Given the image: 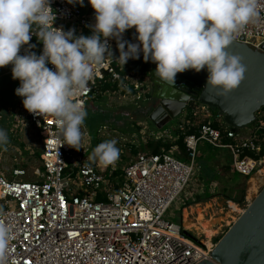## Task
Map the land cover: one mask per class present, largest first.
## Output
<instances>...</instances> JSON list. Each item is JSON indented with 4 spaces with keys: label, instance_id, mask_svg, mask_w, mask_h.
Listing matches in <instances>:
<instances>
[{
    "label": "built area",
    "instance_id": "obj_1",
    "mask_svg": "<svg viewBox=\"0 0 264 264\" xmlns=\"http://www.w3.org/2000/svg\"><path fill=\"white\" fill-rule=\"evenodd\" d=\"M258 3V20L248 24L234 42L257 48L264 44V0ZM51 6L57 14L54 27L65 32L75 29L76 36L92 34L95 11L88 0H84L83 6L51 0ZM136 35L130 29L123 39L137 43ZM108 43L114 58L107 56L77 99L87 110L95 97L106 100L131 97L139 110L146 109L153 101V63L145 62L141 52L139 60L130 59L123 65L116 61L120 55L116 40L110 39ZM29 45L35 47L25 46L20 55L42 54L43 44L36 36ZM47 66L55 71L53 65ZM103 85L111 88L103 90ZM193 105L194 122L200 114H206L202 124L186 122L184 112L183 120L166 126L163 135L144 125L145 131L156 141L167 137L173 142L178 140L174 131L183 130L185 124L197 127L198 134L188 135L184 140L187 161L177 158L174 150L162 154L140 152L123 167H118L116 161L103 166L88 159L92 155V138L84 129L81 149L77 151L63 144L54 120L29 113L23 102L15 107L13 114L17 116L12 130L32 127L39 133L42 147L41 167L34 172L35 181L0 176V208L5 213L0 219L12 229L8 264H200L212 261L216 245L188 237L185 227L171 220L169 211L173 206L185 208L200 196L212 197L218 189L217 182H208L199 176L198 160L206 145L231 153L233 161L229 167L233 174L247 178L261 174L264 157L256 160L243 154L260 155L264 139L258 132L264 125L258 126L250 137H240L239 131L224 122L220 129L205 124L212 118L211 109L198 102ZM214 174L221 177L222 171L214 169ZM13 176L20 178L26 176V172L18 167Z\"/></svg>",
    "mask_w": 264,
    "mask_h": 264
},
{
    "label": "clouds",
    "instance_id": "obj_2",
    "mask_svg": "<svg viewBox=\"0 0 264 264\" xmlns=\"http://www.w3.org/2000/svg\"><path fill=\"white\" fill-rule=\"evenodd\" d=\"M80 4L84 0H66ZM95 11L90 36H76L54 27L57 14L51 0H0V68L12 65V78L20 86L15 94L24 108L55 121L63 144L79 151L82 126L87 118L77 97L87 88L107 56H113L109 40L119 49L117 62L130 59L156 64L155 78L174 87L178 73L206 69L204 89L230 94L238 89L247 71L243 58L229 49L248 24L259 18L258 0H88ZM136 30L137 43L123 39ZM36 36L43 44L41 55H20ZM54 66L55 71L47 65ZM8 135L0 129V146ZM119 156L116 141L99 143L88 159L113 164ZM5 215L0 208V216ZM12 229L0 219V264H8Z\"/></svg>",
    "mask_w": 264,
    "mask_h": 264
},
{
    "label": "rangeland",
    "instance_id": "obj_3",
    "mask_svg": "<svg viewBox=\"0 0 264 264\" xmlns=\"http://www.w3.org/2000/svg\"><path fill=\"white\" fill-rule=\"evenodd\" d=\"M3 74L0 79V87L5 90L0 92V99L5 102H15V105L21 104V97L15 94L20 82L13 80L12 70L3 72ZM108 99L97 97L93 100V103L89 104L86 110L87 118L82 130L84 129L92 138L91 154L99 143L110 140L116 141L119 156L115 163L118 167H123L136 159L140 152L151 153L152 149L148 146V143L155 142V139L145 131L146 126L144 125L147 124L149 130L151 129V131L153 130V132L158 134L163 135L165 132L163 133V130L154 128L152 123L149 122V110H147L149 107L139 110L131 97H113ZM205 115L200 114L198 119L195 120L196 126L206 120ZM16 116L17 113L11 117L12 129V121ZM182 117L175 119L168 125H176V123H179L180 118L183 120ZM218 119L219 123L222 124L223 118L219 117ZM257 119L256 121L260 123L258 126L264 125V111L257 115ZM1 126L6 127L7 125L2 121L0 123ZM258 126L249 125L241 129L238 132L239 136L250 137ZM104 127H107V129L102 130ZM5 131L8 135V143L0 146V176L3 175L9 180L35 181L34 172L41 167L42 139L39 133L30 126L13 130L12 132L7 128ZM99 131L101 132L99 133ZM142 131H145L146 134L142 133ZM165 140L173 142L171 138L166 137ZM133 149L137 150L138 154H134ZM198 161L201 165L200 178L206 179L204 174L210 171L212 174L207 178L209 182H217L219 185L218 189L212 197L205 198L200 196L202 200L198 202L197 198L191 205H187L186 210L173 206L169 211V215L173 222L188 226L186 224L187 221L195 222L198 212L203 211L205 221H213L212 230L214 229L213 231L217 233L204 239L203 235L202 238L198 237L199 234L201 235L199 230H190L186 227L185 229L195 239H201L207 243L217 245L244 211L247 210L253 200L262 192L264 188V159L261 168L263 172L248 178L233 174L230 168L225 170L233 161L231 153L226 149H216L214 152L202 151ZM18 167L25 170L26 176L20 178L13 176L14 170L18 169ZM214 169L217 171L221 170L222 176L218 177L215 175ZM205 171L208 172L204 173ZM185 212L189 214L187 218H185Z\"/></svg>",
    "mask_w": 264,
    "mask_h": 264
},
{
    "label": "water",
    "instance_id": "obj_4",
    "mask_svg": "<svg viewBox=\"0 0 264 264\" xmlns=\"http://www.w3.org/2000/svg\"><path fill=\"white\" fill-rule=\"evenodd\" d=\"M136 32V30L133 28ZM229 51L243 58L247 68L245 79L238 89L220 95L217 90L204 89L208 77L206 69L197 73L188 70L178 73L174 87L162 84L155 78L156 64L151 67L152 100L148 119L158 130L183 115L193 103L205 105L215 117L234 131L252 125L264 108V44L257 48L250 44L234 42ZM12 70V65L0 68ZM186 235L194 239L191 233ZM200 264H264V188L217 243L212 261Z\"/></svg>",
    "mask_w": 264,
    "mask_h": 264
},
{
    "label": "trees",
    "instance_id": "obj_5",
    "mask_svg": "<svg viewBox=\"0 0 264 264\" xmlns=\"http://www.w3.org/2000/svg\"><path fill=\"white\" fill-rule=\"evenodd\" d=\"M104 86V87H103ZM101 88L103 90L109 89L111 88L110 85H103ZM193 103H191L188 107L187 110L185 111V120L186 122H189L190 124L194 123V119H193V114H192V109H193ZM261 111H264V108L261 109ZM260 111V112H261ZM212 112V118L210 120H207L205 122V124H209L210 126L220 129V123H219V117H215L214 116V111L211 109ZM182 117V116H180ZM181 119V118H180ZM258 120V119H257ZM150 122V121H149ZM151 123V122H150ZM260 123L259 122H255L254 124H252V126H258ZM153 125V124H152ZM168 127V126H167ZM167 127H165L164 129H166ZM155 128V127H154ZM192 134H198V130L197 127H193V126H188L185 124L184 129L180 130L178 129V131H174V136L178 137V140L175 142H170V141H166L165 139H160V140H155V142H149L148 146L152 149L151 153L152 154H162V153H167L171 150H174V154L177 158H179L180 160L183 161H187V152H186V146L184 143L185 138L188 135H192ZM259 136L264 139V129H261L258 132ZM264 145V144H263ZM202 151H209V152H214L216 151V149H214L213 147L206 145ZM133 153L134 154H138V151L133 149ZM243 156H249L251 158H254L256 160H259L260 158L264 157V149H262L260 155H255L254 153H250V152H245L243 154ZM229 166L225 168V170H229ZM208 171H205L204 173H206ZM211 172L209 171L208 173L204 174V177L206 178V180L209 182L208 178L209 176H211ZM210 196L207 195L205 198H209ZM202 199H200V197L198 198V202L201 201ZM192 202H189L188 206L191 205Z\"/></svg>",
    "mask_w": 264,
    "mask_h": 264
},
{
    "label": "crops",
    "instance_id": "obj_6",
    "mask_svg": "<svg viewBox=\"0 0 264 264\" xmlns=\"http://www.w3.org/2000/svg\"><path fill=\"white\" fill-rule=\"evenodd\" d=\"M3 70H1L0 71V79H1V77L4 75L3 74ZM2 90H5V89H3L2 87H0V92L2 91ZM97 97H95L93 100H95ZM21 100H20V102L22 103V98H20ZM93 100L90 102V104L91 103H93ZM18 105L16 104L15 105V102H5V101H2L1 99H0V123L3 121V123L5 124V125H7L6 127H0V129H9V131H13L12 130V128H11V117H12V115H13V109L15 108V107H17ZM89 106V105H88ZM147 108H148V106H147ZM88 109V108H87ZM93 109H95V108H93ZM13 122V121H12ZM29 127V126H28ZM26 128V127H25ZM187 207V206H186ZM185 207V208H186ZM185 208H181V210H184ZM186 210V209H185Z\"/></svg>",
    "mask_w": 264,
    "mask_h": 264
},
{
    "label": "bare ground",
    "instance_id": "obj_7",
    "mask_svg": "<svg viewBox=\"0 0 264 264\" xmlns=\"http://www.w3.org/2000/svg\"><path fill=\"white\" fill-rule=\"evenodd\" d=\"M263 172V171H262ZM261 172V173H262ZM260 173V172H259ZM257 196V195H256ZM247 200V199H246ZM199 205V204H198ZM203 208H204V206H203ZM236 211V210H235ZM191 212V211H190ZM204 212L203 211H199L198 212V215H197V217L198 216H200L201 218H202V221H200L199 223H191V221H187V225L188 226H184V227H186L187 229H190V230H192V229H197V230H199L200 232H201V235L199 234L198 235V237L199 238H202V235L204 236V239H206V238H209V237H211L213 234H216L213 230H212V227H213V225H214V222L213 221H210V222H207V221H205V218H204V214H203ZM188 212H185V218H187L188 217ZM191 216V215H190ZM184 218V217H183ZM199 219V218H198ZM183 221H184V219H183ZM185 224V225H186ZM195 225V226H194ZM209 244V243H208Z\"/></svg>",
    "mask_w": 264,
    "mask_h": 264
},
{
    "label": "flooded vegetation",
    "instance_id": "obj_8",
    "mask_svg": "<svg viewBox=\"0 0 264 264\" xmlns=\"http://www.w3.org/2000/svg\"><path fill=\"white\" fill-rule=\"evenodd\" d=\"M155 103H157V102H156V101H153V102H152V105H154ZM198 218H199V219H198ZM199 220L202 221V218H201L200 216H198V217L196 218L195 222H191V223H194V224H195V223H199V222H200ZM207 222H210V221H207ZM195 225H196V224H195ZM195 225H194V226H195Z\"/></svg>",
    "mask_w": 264,
    "mask_h": 264
}]
</instances>
